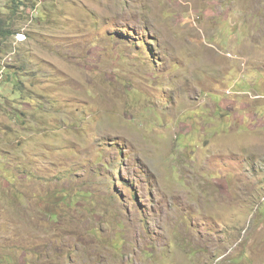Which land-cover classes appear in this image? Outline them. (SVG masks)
Here are the masks:
<instances>
[{
	"label": "rangeland",
	"instance_id": "1",
	"mask_svg": "<svg viewBox=\"0 0 264 264\" xmlns=\"http://www.w3.org/2000/svg\"><path fill=\"white\" fill-rule=\"evenodd\" d=\"M0 264H264V0H0Z\"/></svg>",
	"mask_w": 264,
	"mask_h": 264
},
{
	"label": "clouds",
	"instance_id": "2",
	"mask_svg": "<svg viewBox=\"0 0 264 264\" xmlns=\"http://www.w3.org/2000/svg\"><path fill=\"white\" fill-rule=\"evenodd\" d=\"M199 26H201V25H199ZM199 26H198V27H199ZM199 29H200V27H199ZM198 31L200 32V30H198ZM241 123H242V119H241Z\"/></svg>",
	"mask_w": 264,
	"mask_h": 264
}]
</instances>
